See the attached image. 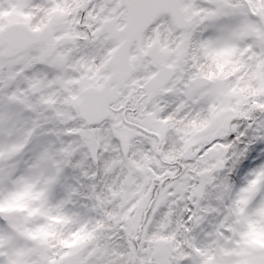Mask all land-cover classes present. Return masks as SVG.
Returning a JSON list of instances; mask_svg holds the SVG:
<instances>
[{
  "label": "snow or ice",
  "instance_id": "1",
  "mask_svg": "<svg viewBox=\"0 0 264 264\" xmlns=\"http://www.w3.org/2000/svg\"><path fill=\"white\" fill-rule=\"evenodd\" d=\"M0 264H264V0H0Z\"/></svg>",
  "mask_w": 264,
  "mask_h": 264
},
{
  "label": "clouds",
  "instance_id": "2",
  "mask_svg": "<svg viewBox=\"0 0 264 264\" xmlns=\"http://www.w3.org/2000/svg\"><path fill=\"white\" fill-rule=\"evenodd\" d=\"M207 155V154H206Z\"/></svg>",
  "mask_w": 264,
  "mask_h": 264
}]
</instances>
